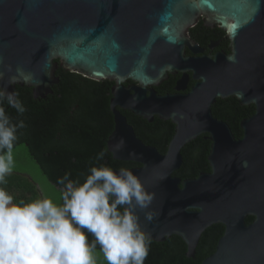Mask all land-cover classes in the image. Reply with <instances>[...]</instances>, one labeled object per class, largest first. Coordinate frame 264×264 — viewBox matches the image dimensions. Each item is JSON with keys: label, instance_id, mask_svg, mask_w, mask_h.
I'll return each mask as SVG.
<instances>
[{"label": "water", "instance_id": "obj_1", "mask_svg": "<svg viewBox=\"0 0 264 264\" xmlns=\"http://www.w3.org/2000/svg\"><path fill=\"white\" fill-rule=\"evenodd\" d=\"M201 19L226 32L230 54L196 56L203 49L188 33ZM59 66L114 84L107 146L115 160L140 164L129 170L156 194L148 209L155 219L137 209L152 241L178 236L193 258L203 233L221 224L224 235L202 264H264V0H0V88L27 86L43 99L59 84ZM18 67L24 75L9 85ZM178 73V93L158 95L155 88ZM232 96L255 106L241 139L212 113ZM123 111L171 121L167 152L138 139ZM203 135L211 171L175 177L182 150Z\"/></svg>", "mask_w": 264, "mask_h": 264}, {"label": "trees", "instance_id": "obj_2", "mask_svg": "<svg viewBox=\"0 0 264 264\" xmlns=\"http://www.w3.org/2000/svg\"><path fill=\"white\" fill-rule=\"evenodd\" d=\"M56 77L59 84L53 86V92L43 99H35L33 90L27 86L16 87L17 98L27 109L23 115L4 105L14 123L24 120L26 124L24 129L19 130L14 155H21L34 165L44 179L46 193L58 196L55 189L62 187L58 181L66 173L71 174L70 179L83 182L93 166L107 165L114 170L140 167L134 162L115 160L108 150L107 141L114 131L110 105L114 84L88 79L61 66L56 71ZM129 84L132 83L129 81L126 85ZM212 113L216 119L230 126L236 139H241L243 131L240 124L253 116L255 106L242 105L238 98L232 96L218 99L212 106ZM123 114L138 139L155 147L161 154L167 152L175 133V125L171 121L156 117L150 123L130 112L123 111ZM210 150L211 142L206 135L188 144L182 150L183 165L174 176L184 181L196 179L201 173H209ZM101 151H105V156L98 161L97 156ZM6 180L2 187L15 197L16 202H28L42 196L37 182L20 171L14 170ZM253 221L254 218L249 217L247 224ZM224 232L225 227L221 224L208 228L193 258L187 257V246L178 236L160 243L152 241L145 264H202L216 251ZM92 239L89 235V241Z\"/></svg>", "mask_w": 264, "mask_h": 264}, {"label": "clouds", "instance_id": "obj_3", "mask_svg": "<svg viewBox=\"0 0 264 264\" xmlns=\"http://www.w3.org/2000/svg\"><path fill=\"white\" fill-rule=\"evenodd\" d=\"M16 73L9 85L24 75L19 67ZM5 104L19 115L27 111L14 91L0 88V264H100L101 255L106 264H145L152 236L137 209L145 211L148 222L155 219L148 209L156 194L131 170L93 166L83 182L66 173L55 189L58 196L45 192L28 202H16L2 187L15 169L14 149L26 127L24 120L13 122ZM104 156L101 151L97 160Z\"/></svg>", "mask_w": 264, "mask_h": 264}, {"label": "flooded vegetation", "instance_id": "obj_4", "mask_svg": "<svg viewBox=\"0 0 264 264\" xmlns=\"http://www.w3.org/2000/svg\"><path fill=\"white\" fill-rule=\"evenodd\" d=\"M188 34L192 40L199 44L200 48L203 49V53H200L196 56H214L219 52L227 54L231 53L230 39L228 38L226 32L220 29L218 26H206L203 22V19L199 20L197 25L189 30ZM187 55L192 56L189 51H187ZM181 77L182 75L180 73L176 75H170L167 81L155 88L158 95L165 96L178 93L176 91V84ZM172 82L175 83L173 84ZM194 85L195 81L191 79L187 90L184 91V93H189Z\"/></svg>", "mask_w": 264, "mask_h": 264}, {"label": "rangeland", "instance_id": "obj_5", "mask_svg": "<svg viewBox=\"0 0 264 264\" xmlns=\"http://www.w3.org/2000/svg\"><path fill=\"white\" fill-rule=\"evenodd\" d=\"M15 159V171H20L27 176L31 177L33 180L37 182V186L40 189L42 195L45 194L46 188H45V182L44 179L39 175L38 171L34 167L33 164H31L28 160H26L21 155H14ZM42 189L44 191H42ZM100 264H106V262L103 261L102 255L100 256Z\"/></svg>", "mask_w": 264, "mask_h": 264}]
</instances>
